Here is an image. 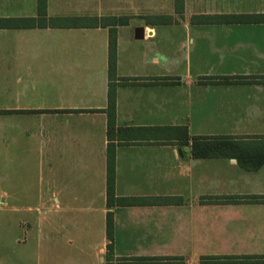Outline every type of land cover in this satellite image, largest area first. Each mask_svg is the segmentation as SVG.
I'll return each instance as SVG.
<instances>
[{"label": "crops", "instance_id": "obj_1", "mask_svg": "<svg viewBox=\"0 0 264 264\" xmlns=\"http://www.w3.org/2000/svg\"><path fill=\"white\" fill-rule=\"evenodd\" d=\"M42 2L53 28L0 30L13 35L0 38V203L34 204L19 209L26 242H7L0 264H264V164L193 155L196 138L264 145V38L171 30L264 29L222 18L262 16L264 0L241 14L235 0ZM38 6L0 0V19L38 18ZM109 147L126 205H107Z\"/></svg>", "mask_w": 264, "mask_h": 264}, {"label": "trees", "instance_id": "obj_2", "mask_svg": "<svg viewBox=\"0 0 264 264\" xmlns=\"http://www.w3.org/2000/svg\"><path fill=\"white\" fill-rule=\"evenodd\" d=\"M43 0H39V17L38 18H7L0 19V30L9 29H33V28H47V20L45 15L42 13V8L44 5ZM225 22L233 24H249V23H264V15L255 16V15H228L222 17ZM107 21L106 19H104ZM202 23H217L218 20L214 18L205 16L199 18ZM108 25L102 27H109V78L115 77V66H116V28L113 26L115 24V19L107 23ZM53 28V26H49ZM264 79V78H263ZM215 81V79H208ZM223 82H243L241 78L229 79L225 78L221 80ZM250 81V80H247ZM108 131L114 127V101L109 93V105H108ZM185 132V129H183ZM193 147L195 148L194 156L195 157H235L239 164L247 170H254L257 167L264 164V145L256 144V142L244 140H232L227 138H201L194 139ZM197 148L200 149L197 152ZM263 149V150H262ZM259 150L261 153H259ZM258 151V153H256ZM257 157V159H256ZM107 205H126L129 204L127 200L120 198H115L114 193V153L113 149L109 147L107 151ZM261 200V199H260ZM112 214L107 215L106 220V236L110 244L108 246L109 252H111V243H112ZM140 260L138 258L133 259V261Z\"/></svg>", "mask_w": 264, "mask_h": 264}, {"label": "rangeland", "instance_id": "obj_3", "mask_svg": "<svg viewBox=\"0 0 264 264\" xmlns=\"http://www.w3.org/2000/svg\"><path fill=\"white\" fill-rule=\"evenodd\" d=\"M116 0H107V7L108 8H115ZM230 7H233L235 12L245 11L244 9H248V4L243 3V0H235ZM111 10V9H110ZM243 12H239L236 14H241ZM172 34L176 36V38H194L196 36L202 38H211L214 36H223L229 37L236 33H240L244 37L248 38H264V29L256 30V29H249V28H224L218 29L213 27H198V29L193 28L191 30H184L183 28H173ZM0 38H13L11 33H3L0 31ZM3 155L0 154V170L4 167V159ZM2 174L0 172V180L2 181ZM34 207V204H4L0 203V260L4 258L5 249L4 246L7 245V242H15L23 243L26 242V231L23 230V235L20 236L17 229V224L20 221L21 211L19 210L22 206ZM12 210V211H10ZM34 208L30 210V212H26L23 210V214L27 215H34L35 210ZM26 216V215H24ZM24 218V217H23ZM23 225L24 221H20ZM27 223V222H26ZM24 226V225H23ZM19 227V225H18ZM14 228V229H13Z\"/></svg>", "mask_w": 264, "mask_h": 264}, {"label": "water", "instance_id": "obj_4", "mask_svg": "<svg viewBox=\"0 0 264 264\" xmlns=\"http://www.w3.org/2000/svg\"><path fill=\"white\" fill-rule=\"evenodd\" d=\"M135 38H143V28L135 29Z\"/></svg>", "mask_w": 264, "mask_h": 264}]
</instances>
